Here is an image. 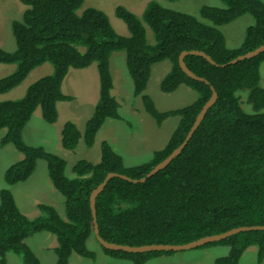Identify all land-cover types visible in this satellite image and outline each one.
<instances>
[{"label": "trees", "instance_id": "trees-1", "mask_svg": "<svg viewBox=\"0 0 264 264\" xmlns=\"http://www.w3.org/2000/svg\"><path fill=\"white\" fill-rule=\"evenodd\" d=\"M19 1L26 8L21 19L10 23L15 48L6 51L0 47V63L14 64L10 73L0 77V93L15 87L30 70L44 62L53 66V73L30 83L23 96L0 100V129L6 128L0 143L10 142L22 154L20 160L6 168L4 183L10 186L25 180L34 170L36 160H45L47 176L63 197L64 217L52 206L38 204L45 215L29 218L18 209L10 190L2 187L0 264H6L8 252L19 254L23 264H40L25 242L40 231L56 238L55 264H68L72 253L94 259L95 252L86 245L89 237L96 241L89 207L91 190L110 171L140 178L166 157L183 140L210 96V86L217 93L216 100L175 158L143 182L112 177L97 194L95 214L99 235L108 242L128 245L181 244L233 227L264 225V88L259 83L264 51L232 64L217 65L264 41L262 0H219L222 7L201 5L198 15L206 21L154 1L146 4L140 17L117 5L115 15L126 24L129 31L126 36L116 33L107 15L98 8L76 12L83 0ZM245 13L253 16V24L246 27L237 47H227L219 26ZM141 20L153 33L152 43L146 39ZM120 50L125 53L132 94L140 96L145 112L157 125L170 116H178V122L165 144L142 163L125 165L121 156L106 141H101L99 161L79 160L72 167L73 175L67 177L65 160L41 146L27 145L22 139V129L36 107L46 122H54L56 102L71 99L61 90L68 69L85 68L95 62L98 99L92 114L82 132L72 121H65L61 129L65 149L73 150L80 138L90 147L105 119H120L119 104L111 94L109 68L110 54ZM183 50H202L215 61L212 64L194 54L183 58L186 66L207 83L187 76L180 69L178 55ZM161 60L170 64L160 79L161 91L168 93L180 85L188 86L196 93L190 104L158 110L144 92L152 64ZM241 91L246 92L250 111L242 106ZM217 244L227 245L229 251L216 258L215 264H238L243 250L252 244L256 246L257 262H263L264 229L240 231L195 248ZM100 247L107 255L129 259L134 264L174 252H124Z\"/></svg>", "mask_w": 264, "mask_h": 264}, {"label": "rangeland", "instance_id": "rangeland-1", "mask_svg": "<svg viewBox=\"0 0 264 264\" xmlns=\"http://www.w3.org/2000/svg\"><path fill=\"white\" fill-rule=\"evenodd\" d=\"M149 1L192 14L203 21L206 20L198 15V8L201 5L223 6L219 0H83L76 12L79 13L87 7L98 8L107 15L114 31L126 36L129 35V31L126 24L115 15V7L122 5L140 17ZM25 8L26 5L19 0H0V47L6 51H12L15 48L10 23L15 19H21ZM141 22L145 28L147 41L152 43L151 29L142 20ZM253 22V16L245 13L219 26L224 34L226 46L237 47L244 37L246 27ZM109 63L113 81L111 94L119 104L120 119H105L90 147L85 146L80 138L73 150L65 149L61 143V129L65 121H72L82 132L85 121L92 114L98 99V75L95 62L83 69H68L69 73H66L67 77H64L61 83V90L71 99L56 102L57 117L54 122H46L42 118L40 108L36 107L22 129V139L27 145L41 146L65 160L64 174L67 177L73 175L72 167L77 161L87 160L92 163L99 161L101 141H106L121 156L125 165L142 163L151 157L154 150L165 144L178 122V116H170L157 125L145 112L140 96L132 94V83L125 65L124 51L112 52L109 56ZM13 67L14 64L11 63H0V77L10 73ZM169 67L167 60L153 63L144 90L158 110L179 108L190 104L196 98L195 91L185 85H180L172 92L161 91L159 82ZM51 73H53V66L48 62L36 66L19 84L0 93V100H12L23 96L30 83ZM259 73V83L264 88V61L260 64ZM241 93L244 101L242 106L250 111V105L245 101L246 92L241 91ZM5 132L6 128L0 129V140ZM21 158V152L12 143H0V189L7 187L18 209L29 218L45 215L39 209L38 204L52 206L61 217H64L63 197L52 186L47 176L45 160L37 159L34 170L25 180H20L10 186L4 183L6 168ZM25 242L37 256L40 264H55L53 248L57 241L54 235L40 231L30 235ZM86 245L88 249L95 252V258L89 259L72 253L68 264H134L129 259L107 255L92 237L88 238ZM228 251L227 245H210L157 255L147 259L144 264H215V259L226 255ZM6 264H23V261L19 254L8 252ZM238 264H264V259L262 263L257 262L256 246L252 244L243 250Z\"/></svg>", "mask_w": 264, "mask_h": 264}, {"label": "water", "instance_id": "water-1", "mask_svg": "<svg viewBox=\"0 0 264 264\" xmlns=\"http://www.w3.org/2000/svg\"><path fill=\"white\" fill-rule=\"evenodd\" d=\"M264 51V41L256 46L254 49L246 51L243 54H239L236 57L232 58L231 60L222 63V64H217L221 66H225L228 64L235 63L238 60L244 59V58H251L253 56L258 55ZM187 54H194V55H199L205 58L207 61H209L212 64H216L215 61L204 51L202 50H183L179 53L178 55V65L180 69L189 77L195 79V80H200L204 82H208L205 78L196 75L194 72H192L185 64L183 58ZM211 93L208 99L203 103V105L200 107L198 113L196 114L189 130L185 134L183 140L179 143L178 146H176L171 152L164 157L161 161L156 163L149 171L145 173L144 176L140 178H131L125 174H121L118 172L110 171L108 172L105 177L99 182L90 192L89 194V207L92 215V221H93V233L94 237L97 241V243L102 246L103 248L110 249V250H120L124 252H146V251H178V250H186V249H191L195 248L197 246L203 245L208 242H214L218 241L221 239L226 238L229 235L238 233L240 231H250V230H257V229H264V225H248V226H238V227H233L228 230H225L223 232L217 233V234H209L205 236H201L197 239L181 243V244H170V243H150V244H142V245H128V244H120V243H115V242H108L105 239H103L99 235L97 223H96V214H95V198L97 194L103 189L105 184L109 179L112 177H120L122 179H125L127 181L131 182H143L147 177H150L151 175L155 174L158 172L160 169L164 168L173 158H175L183 149V147L186 145L190 137L192 136L193 132L196 130L198 125L200 124L201 120L204 117V114L208 110V108L215 102L217 93L215 89L210 86Z\"/></svg>", "mask_w": 264, "mask_h": 264}, {"label": "crops", "instance_id": "crops-1", "mask_svg": "<svg viewBox=\"0 0 264 264\" xmlns=\"http://www.w3.org/2000/svg\"><path fill=\"white\" fill-rule=\"evenodd\" d=\"M40 66V65H39ZM109 68H110V63H109ZM14 69V67L12 68V70ZM83 69V68H82ZM69 73V72H68ZM67 73V74H68ZM111 73V72H110ZM67 74L65 75V77H67ZM64 79V78H63ZM112 84H113V81H112ZM112 90H113V85H112ZM108 119H110V118H108ZM111 119H113V118H111Z\"/></svg>", "mask_w": 264, "mask_h": 264}]
</instances>
